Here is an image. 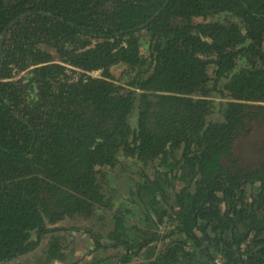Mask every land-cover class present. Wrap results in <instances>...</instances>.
<instances>
[{
	"label": "trees",
	"instance_id": "1",
	"mask_svg": "<svg viewBox=\"0 0 264 264\" xmlns=\"http://www.w3.org/2000/svg\"><path fill=\"white\" fill-rule=\"evenodd\" d=\"M263 119L264 0H0V264H68L129 162L148 226L119 209L93 256L264 264Z\"/></svg>",
	"mask_w": 264,
	"mask_h": 264
},
{
	"label": "rangeland",
	"instance_id": "2",
	"mask_svg": "<svg viewBox=\"0 0 264 264\" xmlns=\"http://www.w3.org/2000/svg\"><path fill=\"white\" fill-rule=\"evenodd\" d=\"M117 77H120L121 74L119 72H116ZM118 85H123V83H120L119 81H116ZM216 100V99H215ZM220 117L215 116L212 117L211 120L217 121ZM258 129V126H256L255 130ZM252 137H255V141L250 143L251 151L248 155H246L245 162L243 161L242 164L244 165H251V164H259L260 161H263L264 155L263 149L261 148L262 144H264V131L262 132H257ZM242 162V161H241ZM125 171L122 170L120 167L117 168L115 171L108 172L106 173V178H105V189H109L108 196L111 199L112 203V209L107 210L105 209V213H107L108 218L106 217L105 220L100 223L98 219L102 215L103 212L98 211L95 215V219H84V218H77V219H71L70 221L65 222L64 224H61V227H75L79 229L80 234H72V236L77 237L74 241L68 242V241H62L63 244L69 247V251H66L67 255V263L68 264H86L87 259L86 257L88 255H91L94 258V263L99 264L100 259L102 257H105L107 259L106 264H116L119 261L115 260H110L109 258L113 257V255H120L122 249L118 250H110V251H105V252H97L94 256L92 254V251L94 249L93 246V241L92 238H86L84 233H86V229L92 230L96 234H98V231L101 230V233L103 236L107 235L108 233L111 232V230L114 227V221L113 218L115 214H117L119 209H122L125 213V217L127 218L126 220V226L130 229V231L138 226L142 230H145L146 227L148 226V222L146 221V206H142L140 204H136L133 202L131 197H129L130 190L132 189L133 185L137 182L141 181L140 174H137V166L133 165L132 163L129 162V164H125ZM134 170L135 175L137 177V180L133 182L132 180V175L131 172ZM124 171V172H123ZM130 211V213H128ZM48 227H53V226H48ZM59 237L62 235L61 233L57 234ZM103 242H106V239L103 240ZM45 243L40 244V248H43ZM133 262L138 261V259L135 260L133 259ZM18 261L21 262V264H32L34 261V257L32 256H27V257H22L14 264L18 263ZM53 264H64L61 262H55ZM136 264V263H135Z\"/></svg>",
	"mask_w": 264,
	"mask_h": 264
},
{
	"label": "water",
	"instance_id": "3",
	"mask_svg": "<svg viewBox=\"0 0 264 264\" xmlns=\"http://www.w3.org/2000/svg\"><path fill=\"white\" fill-rule=\"evenodd\" d=\"M23 169H24L26 172H29V171H30V166L26 165V166H24Z\"/></svg>",
	"mask_w": 264,
	"mask_h": 264
},
{
	"label": "flooded vegetation",
	"instance_id": "4",
	"mask_svg": "<svg viewBox=\"0 0 264 264\" xmlns=\"http://www.w3.org/2000/svg\"><path fill=\"white\" fill-rule=\"evenodd\" d=\"M264 120V119H263ZM255 124V123H254ZM262 128V126H260ZM251 142V141H250Z\"/></svg>",
	"mask_w": 264,
	"mask_h": 264
}]
</instances>
